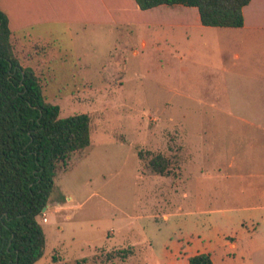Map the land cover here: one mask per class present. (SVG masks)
Masks as SVG:
<instances>
[{"label": "rangeland", "instance_id": "1", "mask_svg": "<svg viewBox=\"0 0 264 264\" xmlns=\"http://www.w3.org/2000/svg\"><path fill=\"white\" fill-rule=\"evenodd\" d=\"M18 1L20 62L62 117L92 122L91 145L38 217L37 264H188L205 250L216 264H264V252L241 254L224 237H264L261 215L243 233L235 209L264 206V0L245 8L243 27L196 23L181 5L130 10L124 23L90 22L84 0ZM159 153L166 174L149 165ZM131 247L125 260L110 255Z\"/></svg>", "mask_w": 264, "mask_h": 264}, {"label": "trees", "instance_id": "2", "mask_svg": "<svg viewBox=\"0 0 264 264\" xmlns=\"http://www.w3.org/2000/svg\"><path fill=\"white\" fill-rule=\"evenodd\" d=\"M251 1L84 0L82 11L92 16L90 22L113 18L118 22L130 10L181 5L198 11L196 23L243 27ZM18 2L0 0V264H37L47 245L38 217L60 171L67 168L72 155L91 145L92 122L87 113L62 117L60 106L45 97L36 70L20 62L13 34L26 27L27 19ZM139 157L143 159L141 152ZM149 165L154 172L166 174L170 160L159 153ZM134 253L131 247L110 255L125 260ZM188 260L189 264H214L207 252Z\"/></svg>", "mask_w": 264, "mask_h": 264}, {"label": "crops", "instance_id": "3", "mask_svg": "<svg viewBox=\"0 0 264 264\" xmlns=\"http://www.w3.org/2000/svg\"><path fill=\"white\" fill-rule=\"evenodd\" d=\"M198 23V22H197ZM256 125V124H253ZM257 127L259 128H263V126L257 125ZM252 177H261V175L255 174V175H251ZM72 197H70L71 199ZM46 209V208H45ZM227 210L229 208H226ZM233 209V208H230ZM236 210L241 211V215L242 217L240 218L239 223L242 225V232H248L251 231L250 226L248 225V223H252L254 221H257L254 217L255 215H261V221H257L258 225H263V229H264V212L262 213L261 211H264V206L263 205H259L257 203H248V204H243L239 207H235ZM42 217V214H41ZM43 220V219H42ZM48 220V217H47ZM46 222V221H44ZM256 229V228H255ZM249 236H244L245 239L246 237H250L251 238V242L247 245H241L239 244L238 238L235 237L232 233H229V231H227V234L224 236L225 237V244H229L231 247L235 248L236 250H238L240 247L242 248L241 254H251V256H253L256 252H264V237L262 236V238L260 239H255V237L253 236V233H249ZM241 240H244L243 238H240ZM209 250V249H208ZM247 251V252H245ZM249 251V252H248ZM210 253L211 257L214 261V264H216L215 258L213 253H211V251H199L198 253ZM197 254V253H196ZM189 258V257H188ZM188 264H189V260H188Z\"/></svg>", "mask_w": 264, "mask_h": 264}, {"label": "built area", "instance_id": "4", "mask_svg": "<svg viewBox=\"0 0 264 264\" xmlns=\"http://www.w3.org/2000/svg\"><path fill=\"white\" fill-rule=\"evenodd\" d=\"M41 214H42V219H43V221H47V215H46V212L43 211Z\"/></svg>", "mask_w": 264, "mask_h": 264}]
</instances>
